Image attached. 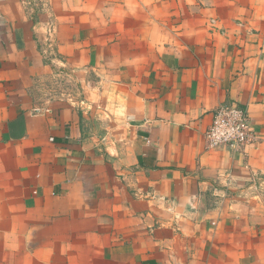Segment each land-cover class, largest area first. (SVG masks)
<instances>
[{"label": "crops", "instance_id": "obj_1", "mask_svg": "<svg viewBox=\"0 0 264 264\" xmlns=\"http://www.w3.org/2000/svg\"><path fill=\"white\" fill-rule=\"evenodd\" d=\"M0 264H264V0H0Z\"/></svg>", "mask_w": 264, "mask_h": 264}, {"label": "built area", "instance_id": "obj_2", "mask_svg": "<svg viewBox=\"0 0 264 264\" xmlns=\"http://www.w3.org/2000/svg\"><path fill=\"white\" fill-rule=\"evenodd\" d=\"M254 138L246 109L235 103L225 104L213 113L212 122L205 131V148L238 150ZM254 180H259L258 175L254 176Z\"/></svg>", "mask_w": 264, "mask_h": 264}, {"label": "rangeland", "instance_id": "obj_3", "mask_svg": "<svg viewBox=\"0 0 264 264\" xmlns=\"http://www.w3.org/2000/svg\"><path fill=\"white\" fill-rule=\"evenodd\" d=\"M62 83H57V84H54V85H48L46 86V89L48 90V92L51 94H58L59 92H61V90H66L67 87H70V86H74V84H68L67 81H61ZM49 95V94H48Z\"/></svg>", "mask_w": 264, "mask_h": 264}]
</instances>
